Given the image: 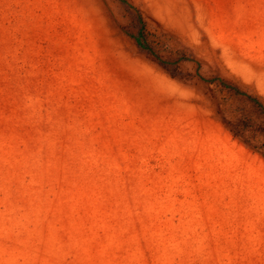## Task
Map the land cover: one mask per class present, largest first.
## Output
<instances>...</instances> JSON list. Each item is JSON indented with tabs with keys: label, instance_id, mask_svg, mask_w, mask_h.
<instances>
[{
	"label": "rangeland",
	"instance_id": "rangeland-1",
	"mask_svg": "<svg viewBox=\"0 0 264 264\" xmlns=\"http://www.w3.org/2000/svg\"><path fill=\"white\" fill-rule=\"evenodd\" d=\"M126 2L0 0V264H264V0Z\"/></svg>",
	"mask_w": 264,
	"mask_h": 264
},
{
	"label": "trees",
	"instance_id": "trees-1",
	"mask_svg": "<svg viewBox=\"0 0 264 264\" xmlns=\"http://www.w3.org/2000/svg\"><path fill=\"white\" fill-rule=\"evenodd\" d=\"M124 8V11L125 13L128 15V17L131 19V20H134L136 19L138 21V25H139V28H138V36H137V45L141 48H144V46L142 44H145L147 43L146 41H141V43L139 42V40L141 39V37H144V30H145V23L143 22V20L141 19L140 16L137 15V13L133 10V8L131 6H129L126 2V0H117ZM137 31V29H136ZM139 39V40H138ZM148 46V45H147ZM149 47V46H148ZM145 49V48H144ZM173 75V74H171Z\"/></svg>",
	"mask_w": 264,
	"mask_h": 264
}]
</instances>
